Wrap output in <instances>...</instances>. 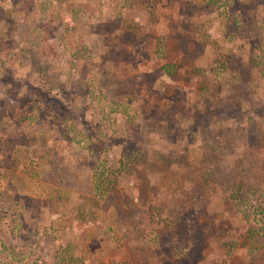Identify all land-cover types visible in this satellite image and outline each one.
Segmentation results:
<instances>
[{
	"label": "rangeland",
	"instance_id": "obj_1",
	"mask_svg": "<svg viewBox=\"0 0 264 264\" xmlns=\"http://www.w3.org/2000/svg\"><path fill=\"white\" fill-rule=\"evenodd\" d=\"M0 264H264V0H0Z\"/></svg>",
	"mask_w": 264,
	"mask_h": 264
},
{
	"label": "trees",
	"instance_id": "obj_2",
	"mask_svg": "<svg viewBox=\"0 0 264 264\" xmlns=\"http://www.w3.org/2000/svg\"><path fill=\"white\" fill-rule=\"evenodd\" d=\"M167 71H168V69H167ZM51 164H52V163H51ZM51 166L53 167V168H52L53 170H55V171L58 170V168H57V166H56V163H55V164H52ZM47 174H48V173H47ZM43 175H44V174H43ZM43 177H44V176H43Z\"/></svg>",
	"mask_w": 264,
	"mask_h": 264
}]
</instances>
